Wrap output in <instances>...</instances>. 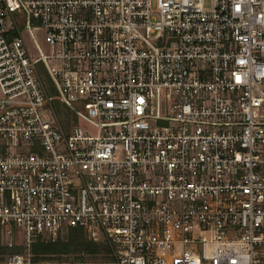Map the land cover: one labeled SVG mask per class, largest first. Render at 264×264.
Segmentation results:
<instances>
[{
	"label": "built area",
	"instance_id": "obj_1",
	"mask_svg": "<svg viewBox=\"0 0 264 264\" xmlns=\"http://www.w3.org/2000/svg\"><path fill=\"white\" fill-rule=\"evenodd\" d=\"M63 228L107 264H264V0H0V235Z\"/></svg>",
	"mask_w": 264,
	"mask_h": 264
},
{
	"label": "rangeland",
	"instance_id": "obj_2",
	"mask_svg": "<svg viewBox=\"0 0 264 264\" xmlns=\"http://www.w3.org/2000/svg\"><path fill=\"white\" fill-rule=\"evenodd\" d=\"M35 36L41 46V48L47 51V42L45 39V32L41 29L35 30ZM24 37L28 44L31 52L38 57L39 53L37 47L34 43L32 36L28 31H24ZM80 235V234H79ZM72 236V231L69 228H63L56 235L44 236L39 239L34 245L38 243H49V242H68ZM87 237V238H86ZM75 238V236H74ZM84 238L87 241H91L87 235L84 234ZM8 240L4 239L0 235V264H5L9 260L11 255H23L26 258H30L33 264H107L111 262V258L108 255V250H105V245L100 244L99 249L94 253H89L87 251H82L80 253H69V254H51L47 256L38 255L34 252V245L31 250L28 251L24 243L20 240L14 242L15 245L11 247ZM92 242V241H91Z\"/></svg>",
	"mask_w": 264,
	"mask_h": 264
},
{
	"label": "trees",
	"instance_id": "obj_3",
	"mask_svg": "<svg viewBox=\"0 0 264 264\" xmlns=\"http://www.w3.org/2000/svg\"><path fill=\"white\" fill-rule=\"evenodd\" d=\"M71 231L72 236L68 242H62L60 240L54 243L40 242L34 245V252L38 255L47 256L51 254L80 253L82 251L94 253L99 249L100 244L89 240L87 241V239L84 238V230L80 228H71Z\"/></svg>",
	"mask_w": 264,
	"mask_h": 264
}]
</instances>
